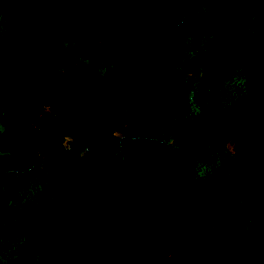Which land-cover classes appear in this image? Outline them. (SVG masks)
Listing matches in <instances>:
<instances>
[{"label":"trees","instance_id":"16d2710c","mask_svg":"<svg viewBox=\"0 0 264 264\" xmlns=\"http://www.w3.org/2000/svg\"><path fill=\"white\" fill-rule=\"evenodd\" d=\"M0 264H264V0H0Z\"/></svg>","mask_w":264,"mask_h":264},{"label":"rangeland","instance_id":"374dc122","mask_svg":"<svg viewBox=\"0 0 264 264\" xmlns=\"http://www.w3.org/2000/svg\"><path fill=\"white\" fill-rule=\"evenodd\" d=\"M43 81L45 83V85L50 88V89H57L58 85H57V81L50 76H44ZM92 84H95V81H92Z\"/></svg>","mask_w":264,"mask_h":264}]
</instances>
